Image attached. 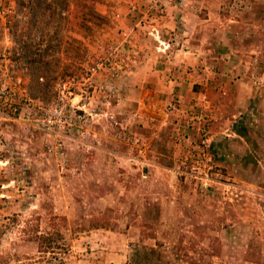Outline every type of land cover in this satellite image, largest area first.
<instances>
[{"label": "rangeland", "instance_id": "rangeland-1", "mask_svg": "<svg viewBox=\"0 0 264 264\" xmlns=\"http://www.w3.org/2000/svg\"><path fill=\"white\" fill-rule=\"evenodd\" d=\"M142 1L120 25L93 0L101 27L0 0V264H264V0ZM159 49L213 53L242 108L140 117L126 90Z\"/></svg>", "mask_w": 264, "mask_h": 264}, {"label": "crops", "instance_id": "crops-1", "mask_svg": "<svg viewBox=\"0 0 264 264\" xmlns=\"http://www.w3.org/2000/svg\"><path fill=\"white\" fill-rule=\"evenodd\" d=\"M120 1L121 4L118 9L113 11L109 5L103 4L99 13L107 16V18L109 14L113 17L114 13H120L122 16L118 24L123 25V23L128 24L129 22L130 18L127 15L129 11L127 9L129 10L130 7H133L137 12H143V9H141L144 5L142 0ZM164 6L166 13L175 12V6L169 4ZM183 9H188L187 4ZM100 26L102 27L104 24ZM173 53L174 50L172 52L168 51V53L162 50H147V52L142 51L140 54L136 74L130 80V84L128 83L129 86L126 90V95H128L126 98L134 103L141 115L140 117L146 119L148 118L146 114L152 113L154 119H156L154 125L158 124L160 123L158 118L163 114L164 107L172 103L181 107L184 104L195 103L197 106L200 103L204 107L212 106L208 109L217 113H220L219 110L221 109L229 112L233 109L242 108L243 100H239L240 94L236 88L239 89L243 82L236 80L229 83L230 75H228V71L218 70L213 53H206L207 60L206 58L201 60L198 55L193 57L187 54L172 57L174 56ZM199 63H203L204 66L200 69L193 67ZM187 66L192 67L188 68ZM227 86L229 89H227ZM213 89L228 91L227 96L225 99L219 100L217 104H207L208 100L203 99L200 94L203 93L206 96ZM196 91H198V94ZM180 112L178 111V114L182 115Z\"/></svg>", "mask_w": 264, "mask_h": 264}, {"label": "trees", "instance_id": "trees-1", "mask_svg": "<svg viewBox=\"0 0 264 264\" xmlns=\"http://www.w3.org/2000/svg\"><path fill=\"white\" fill-rule=\"evenodd\" d=\"M70 0H28V2L25 4L27 6L28 10L34 16V19L32 20L33 23H35V17L41 16V18L45 17L44 13L48 12L47 19L49 22V19L53 20L55 18V22H60L64 17V12L69 6ZM75 3L80 4L81 7L85 8L84 11H82L81 16V24L83 26H89V25H100L103 23V18L100 14H98L93 7V0H73ZM86 2H89V4H86ZM75 4V6H78ZM50 17V18H49ZM47 22V23H48ZM47 23L45 25H47ZM73 75V74H72ZM72 75H65L63 77L66 78H73Z\"/></svg>", "mask_w": 264, "mask_h": 264}, {"label": "built area", "instance_id": "built-area-1", "mask_svg": "<svg viewBox=\"0 0 264 264\" xmlns=\"http://www.w3.org/2000/svg\"><path fill=\"white\" fill-rule=\"evenodd\" d=\"M94 70V67L89 69V72H92ZM73 79V78H70ZM67 90H64V86L62 84V88L58 91L55 103H54V115L57 117V122L62 121V117L64 116V112L67 108V111H69L71 114H75V109L73 106L68 104V99H67ZM172 109H175V107H171ZM61 123V122H60Z\"/></svg>", "mask_w": 264, "mask_h": 264}]
</instances>
